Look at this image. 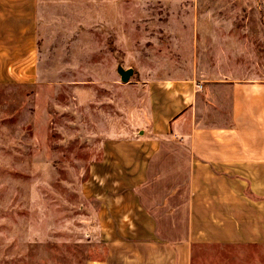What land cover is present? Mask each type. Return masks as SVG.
<instances>
[{
  "label": "rangeland",
  "instance_id": "rangeland-1",
  "mask_svg": "<svg viewBox=\"0 0 264 264\" xmlns=\"http://www.w3.org/2000/svg\"><path fill=\"white\" fill-rule=\"evenodd\" d=\"M38 4L32 73L0 77V264H88L104 254L85 191L103 139L192 62L264 79V0Z\"/></svg>",
  "mask_w": 264,
  "mask_h": 264
},
{
  "label": "crops",
  "instance_id": "crops-1",
  "mask_svg": "<svg viewBox=\"0 0 264 264\" xmlns=\"http://www.w3.org/2000/svg\"><path fill=\"white\" fill-rule=\"evenodd\" d=\"M38 5L0 0V77L32 73ZM197 62L145 84L103 139L85 191L104 254L88 264H264V79Z\"/></svg>",
  "mask_w": 264,
  "mask_h": 264
},
{
  "label": "water",
  "instance_id": "water-1",
  "mask_svg": "<svg viewBox=\"0 0 264 264\" xmlns=\"http://www.w3.org/2000/svg\"><path fill=\"white\" fill-rule=\"evenodd\" d=\"M120 71L122 72V76H123V80L125 82H128V78L130 77V75L132 74V71L128 70V71H123L122 69H120Z\"/></svg>",
  "mask_w": 264,
  "mask_h": 264
},
{
  "label": "built area",
  "instance_id": "built-area-1",
  "mask_svg": "<svg viewBox=\"0 0 264 264\" xmlns=\"http://www.w3.org/2000/svg\"><path fill=\"white\" fill-rule=\"evenodd\" d=\"M202 88H203V86L200 85V86H199V89H202Z\"/></svg>",
  "mask_w": 264,
  "mask_h": 264
}]
</instances>
